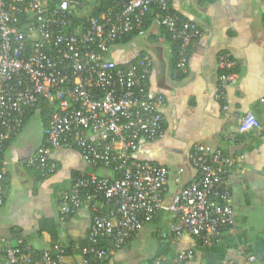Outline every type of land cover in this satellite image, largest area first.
Here are the masks:
<instances>
[{"label": "built area", "instance_id": "1", "mask_svg": "<svg viewBox=\"0 0 264 264\" xmlns=\"http://www.w3.org/2000/svg\"><path fill=\"white\" fill-rule=\"evenodd\" d=\"M99 1L0 0V207L6 197L5 145L22 130L27 112L44 101L51 114L43 143L20 165L48 178L57 172L56 151L80 154L84 168L60 193L58 217L63 224L81 208L91 210L82 256L104 260L103 243L123 249L143 224L162 212L171 217L162 239L175 241L189 235L202 246L219 244L235 226L228 175L236 157L194 145L189 163L195 177L164 204L169 170L135 158L142 142L164 137L165 100L148 91L154 58L143 54L133 62L118 63L108 57L113 46L142 32L145 19L153 14L179 44L177 69L183 72L190 48L203 31L174 12L170 0H108L110 5L94 15ZM234 65L229 54L219 56L217 100L236 81ZM237 123L241 133L262 132L251 112L237 118ZM2 252L0 264L66 262L59 243L48 252L36 253L19 240L4 244ZM192 255L191 250L181 251L173 264ZM255 261L254 255H246L244 264Z\"/></svg>", "mask_w": 264, "mask_h": 264}, {"label": "crops", "instance_id": "2", "mask_svg": "<svg viewBox=\"0 0 264 264\" xmlns=\"http://www.w3.org/2000/svg\"><path fill=\"white\" fill-rule=\"evenodd\" d=\"M170 4L203 31L192 44L178 78L170 68L171 41L152 14L151 23L142 32L113 46L108 55L118 63L133 62L142 54L154 58L148 91L165 100L161 108L164 137L142 142L135 158L169 170L163 192L164 204H169L196 175L189 163L194 145L236 157V166L228 175L235 226L212 246H202L189 235L164 240L161 233L171 217L162 212L145 223L123 249L112 250L105 264H173L176 255L186 250L193 255L185 264H244L248 254L257 258L253 264H264V0H170ZM223 53L235 63L236 81L225 89L224 98L217 100L218 59ZM248 112L260 121L261 134L239 132L237 118ZM34 116L8 140L3 154L6 197L0 207V263L7 242L23 240L36 253L48 252L55 243L69 248L86 241L91 225L88 207L63 224L58 217L60 193L70 188L84 168L77 151H56L57 172L48 178L20 165L44 140V124L38 116L34 121ZM66 264L85 263L76 253L67 257Z\"/></svg>", "mask_w": 264, "mask_h": 264}, {"label": "trees", "instance_id": "3", "mask_svg": "<svg viewBox=\"0 0 264 264\" xmlns=\"http://www.w3.org/2000/svg\"><path fill=\"white\" fill-rule=\"evenodd\" d=\"M111 3V1L109 2L108 0H100L99 1V4L97 5V7L94 9V12L93 14L94 15H98L100 14V12L106 8L107 6H109ZM171 6V4H170ZM172 8V7H171ZM174 11V10H173ZM175 12V11H174ZM150 16V15H149ZM149 16L145 19L144 21V24H143V28L147 27L149 25V23H151V20L154 19V15L152 14V19H149ZM180 17L183 19V20H186L183 16L180 15ZM165 30V28H164ZM166 34H167V39L171 41V44H172V59L170 61V68H171V72L172 74L178 78L180 76V74H182L178 69H177V62H178V58H179V44L175 41H173L171 39V36L170 34L165 30ZM137 33V32H136ZM135 34V33H134ZM133 35V34H132ZM131 36V35H130ZM130 36L126 37L123 42H126ZM143 55V54H142ZM51 114V109L50 107L48 106V104L44 101H41L39 106L36 107V108H33V109H30L27 114H26V117H25V122L32 116V115H37L41 122L44 124V127H46L48 125V122H49V116ZM8 143V142H7ZM6 143V145H7ZM5 145V147H6ZM39 173V171H37ZM40 175V173H39ZM144 225V224H143ZM86 241H87V238H86ZM86 241L82 242V243H79V244H76V245H73V244H70L69 248L65 247L62 245V247H64L65 249V261L67 260V257L68 256H71V255H74L76 253L80 254L82 256V253H81V248L83 246L86 245ZM101 246H103L106 251H107V257L102 260V261H95L93 260V257L92 256H82L83 258V261L85 264H105L106 263V259L108 258V255L111 254V251L114 250L111 245L107 244V243H103ZM115 251V250H114ZM250 255V254H248ZM257 260V258H256ZM66 264V262H65ZM182 264H185L182 263Z\"/></svg>", "mask_w": 264, "mask_h": 264}, {"label": "rangeland", "instance_id": "4", "mask_svg": "<svg viewBox=\"0 0 264 264\" xmlns=\"http://www.w3.org/2000/svg\"><path fill=\"white\" fill-rule=\"evenodd\" d=\"M37 119H38V117H37V115H35L34 118H33V120L34 121H37Z\"/></svg>", "mask_w": 264, "mask_h": 264}]
</instances>
